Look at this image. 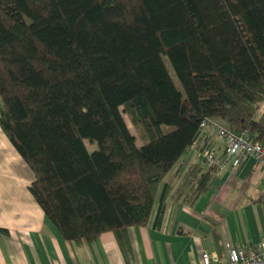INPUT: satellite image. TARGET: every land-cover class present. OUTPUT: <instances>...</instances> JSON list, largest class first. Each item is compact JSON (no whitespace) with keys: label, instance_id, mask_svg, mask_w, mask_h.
I'll use <instances>...</instances> for the list:
<instances>
[{"label":"trees","instance_id":"1","mask_svg":"<svg viewBox=\"0 0 264 264\" xmlns=\"http://www.w3.org/2000/svg\"><path fill=\"white\" fill-rule=\"evenodd\" d=\"M206 119L264 144V0H0V127L66 241L113 233L127 254ZM217 175L190 166L176 200Z\"/></svg>","mask_w":264,"mask_h":264},{"label":"crops","instance_id":"2","mask_svg":"<svg viewBox=\"0 0 264 264\" xmlns=\"http://www.w3.org/2000/svg\"><path fill=\"white\" fill-rule=\"evenodd\" d=\"M192 165L197 162L187 154L161 184L148 226L128 231L127 254L113 233L76 245L37 204L30 192L35 175L0 127V264H203L205 253L225 260L228 248L264 241V169L247 159L235 172L218 174L210 191L187 205L175 193ZM165 186L166 212L156 230Z\"/></svg>","mask_w":264,"mask_h":264},{"label":"built area","instance_id":"3","mask_svg":"<svg viewBox=\"0 0 264 264\" xmlns=\"http://www.w3.org/2000/svg\"><path fill=\"white\" fill-rule=\"evenodd\" d=\"M187 154L219 175L235 172L247 159L264 169V144L255 142L248 132L231 130L217 119L203 121L199 138ZM203 264H264V241L250 248H228L225 260L205 253Z\"/></svg>","mask_w":264,"mask_h":264},{"label":"rangeland","instance_id":"4","mask_svg":"<svg viewBox=\"0 0 264 264\" xmlns=\"http://www.w3.org/2000/svg\"><path fill=\"white\" fill-rule=\"evenodd\" d=\"M163 60H164L165 66H166V68H167L169 74L171 75V77H172V79H173V81H174V83H175L177 89H178L181 93H183L182 86H181L180 82L178 81V79H177V77H176V75H175V73H174V71H173V69H172V66H171L170 62L168 61L167 58H163ZM122 112H123V111H122ZM124 119H125V121H126V123H127V125H128V128L130 129V132L132 133V135H133L134 137L137 138V145H138V147H142V142H141V131H138L137 129H135V128L131 125V123L129 122V120H128V118H127L126 116L124 117ZM225 124H226V123H225ZM165 131L169 132V131H171V129H169V128H165ZM86 146H87L89 152H91V153H93V152H95V151L97 150V145H92V144H90L89 142H86Z\"/></svg>","mask_w":264,"mask_h":264}]
</instances>
